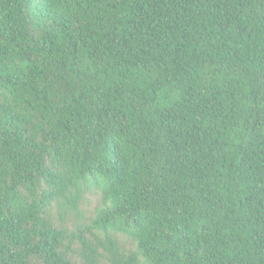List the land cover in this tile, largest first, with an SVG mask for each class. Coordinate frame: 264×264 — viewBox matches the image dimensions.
<instances>
[{
    "label": "trees",
    "instance_id": "16d2710c",
    "mask_svg": "<svg viewBox=\"0 0 264 264\" xmlns=\"http://www.w3.org/2000/svg\"><path fill=\"white\" fill-rule=\"evenodd\" d=\"M264 264V0H0V264Z\"/></svg>",
    "mask_w": 264,
    "mask_h": 264
},
{
    "label": "rangeland",
    "instance_id": "374dc122",
    "mask_svg": "<svg viewBox=\"0 0 264 264\" xmlns=\"http://www.w3.org/2000/svg\"><path fill=\"white\" fill-rule=\"evenodd\" d=\"M74 260L77 264H85V260H83L80 255L75 254L74 255ZM102 264H108L107 261L104 259L102 260Z\"/></svg>",
    "mask_w": 264,
    "mask_h": 264
}]
</instances>
